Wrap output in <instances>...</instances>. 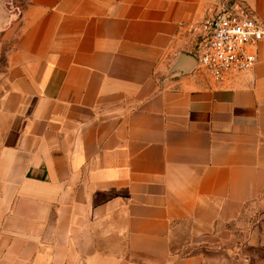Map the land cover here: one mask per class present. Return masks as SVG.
Here are the masks:
<instances>
[{
	"label": "crops",
	"instance_id": "1",
	"mask_svg": "<svg viewBox=\"0 0 264 264\" xmlns=\"http://www.w3.org/2000/svg\"><path fill=\"white\" fill-rule=\"evenodd\" d=\"M13 1L0 0V264L264 250V40L252 69L216 82L171 68L197 60L221 0ZM248 3L264 25V0Z\"/></svg>",
	"mask_w": 264,
	"mask_h": 264
},
{
	"label": "built area",
	"instance_id": "2",
	"mask_svg": "<svg viewBox=\"0 0 264 264\" xmlns=\"http://www.w3.org/2000/svg\"><path fill=\"white\" fill-rule=\"evenodd\" d=\"M197 67L221 82L252 69L254 47L264 40V25L253 10L236 0H221L203 23Z\"/></svg>",
	"mask_w": 264,
	"mask_h": 264
},
{
	"label": "rangeland",
	"instance_id": "3",
	"mask_svg": "<svg viewBox=\"0 0 264 264\" xmlns=\"http://www.w3.org/2000/svg\"><path fill=\"white\" fill-rule=\"evenodd\" d=\"M238 3L250 6L248 0H236ZM15 5L23 6L25 0H14ZM252 9V8H251ZM188 236L187 229L182 233V238ZM178 247L177 244H175ZM235 245H227L225 248L220 250H207V262L206 264H247V260H250L251 264H263L262 259L264 258V250L261 247H249L241 246L238 250L235 249ZM231 250H235L232 251ZM189 251H184L187 254ZM247 259V260H246Z\"/></svg>",
	"mask_w": 264,
	"mask_h": 264
},
{
	"label": "water",
	"instance_id": "4",
	"mask_svg": "<svg viewBox=\"0 0 264 264\" xmlns=\"http://www.w3.org/2000/svg\"><path fill=\"white\" fill-rule=\"evenodd\" d=\"M197 67V60L186 53H181L178 60L171 68L172 73L187 72Z\"/></svg>",
	"mask_w": 264,
	"mask_h": 264
}]
</instances>
